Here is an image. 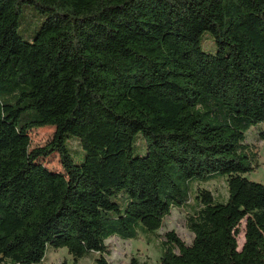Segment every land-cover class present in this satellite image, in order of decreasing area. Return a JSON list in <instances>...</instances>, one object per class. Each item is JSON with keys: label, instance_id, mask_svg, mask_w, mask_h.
Listing matches in <instances>:
<instances>
[{"label": "trees", "instance_id": "trees-1", "mask_svg": "<svg viewBox=\"0 0 264 264\" xmlns=\"http://www.w3.org/2000/svg\"><path fill=\"white\" fill-rule=\"evenodd\" d=\"M23 6L43 19L26 39ZM45 127L50 142L30 149ZM253 130L264 141V0H0V264L59 249L109 264L107 239L154 234L217 178L227 199L196 190L192 243L167 233L155 264H264ZM53 154L60 171L40 161ZM16 183L26 211L2 198Z\"/></svg>", "mask_w": 264, "mask_h": 264}, {"label": "rangeland", "instance_id": "rangeland-1", "mask_svg": "<svg viewBox=\"0 0 264 264\" xmlns=\"http://www.w3.org/2000/svg\"><path fill=\"white\" fill-rule=\"evenodd\" d=\"M42 20V17L33 7L23 6L19 16L18 34L24 39L28 38L40 26ZM208 38H211L210 34L207 32L204 33L201 47L205 52L214 53L215 44L213 41L210 42ZM204 39H206L205 43ZM53 133L54 128L51 127L32 130L29 134L30 149L46 146L52 139ZM257 133L258 130L251 131L245 142L257 154L258 168L254 172L246 174L245 177L264 185V141L259 139ZM70 144L73 149H79L76 141H71ZM40 161L48 169L60 171L57 155L53 154ZM135 162L139 173L148 185L152 172L149 165L143 159H138ZM202 189L208 191L218 202H224L227 199L228 193L225 178L194 183L191 190L192 198L189 201V206L172 209L170 214L164 218L162 227L154 234L146 235L139 233L138 238L135 240H121L117 237L107 239L105 244L109 252L107 256L109 264H130L132 259H136L141 264H155L161 255V244L166 240L165 235L167 233H174L184 244L190 245L194 236L187 228V219L190 215H193L195 209H198L193 202V195L196 190ZM2 198L5 199L9 208L16 212L26 211L29 207V195L21 183H16L5 190L2 193ZM243 226L244 221L241 223L239 228L240 233L236 237L238 250H240L244 243ZM95 257V254H90L87 257L75 261L67 253L66 249H59L57 251L49 250L40 264H95Z\"/></svg>", "mask_w": 264, "mask_h": 264}, {"label": "water", "instance_id": "water-1", "mask_svg": "<svg viewBox=\"0 0 264 264\" xmlns=\"http://www.w3.org/2000/svg\"><path fill=\"white\" fill-rule=\"evenodd\" d=\"M241 249H242V246H241V248H240V250H239V251H241Z\"/></svg>", "mask_w": 264, "mask_h": 264}]
</instances>
